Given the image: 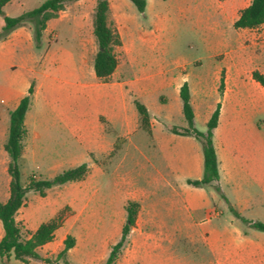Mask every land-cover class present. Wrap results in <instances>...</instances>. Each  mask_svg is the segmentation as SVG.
<instances>
[{"label":"crops","instance_id":"0c3cea01","mask_svg":"<svg viewBox=\"0 0 264 264\" xmlns=\"http://www.w3.org/2000/svg\"><path fill=\"white\" fill-rule=\"evenodd\" d=\"M215 4L226 18L234 13L237 6L232 0H215ZM149 5L150 1L147 0V7ZM238 16L239 14L236 19ZM3 25L4 18H0V30ZM240 29L249 34L251 45H259L264 52V23L255 28ZM32 42L34 43L33 31L25 25L13 30L6 38L0 39V95L3 97L0 103V200L2 202H6L10 197V156L5 144L8 138L11 112L17 108L21 99L28 93L32 83H34V94L32 104L25 117L27 134L23 141V153L20 159L21 181L24 172L28 178L32 174L38 178H51L65 169L82 163L86 162L89 165L91 155L98 157L97 153L100 152L101 156H104L115 150L116 135L114 138L109 137L108 132L110 131L105 127V122L95 115L91 117L90 109L94 114L102 113L111 125L116 116L123 115L122 109L127 106L129 92L138 89L137 92L143 93L152 87L176 84L180 95L181 86L188 79L195 117L198 115L197 109L204 110L208 122L220 104L221 113L219 123L214 129L213 139L219 160L221 190L241 215L253 221H260L246 216L244 211L249 207L264 205V117H262L264 115V86L253 77L255 69L248 71L240 69L241 62L244 61L242 57L230 56L223 60L220 70L214 74L211 82L206 76L191 80L187 72L183 73L178 81H174L168 77L166 72H162L150 75L145 80L126 81L122 82V85L104 88L94 97L90 108L89 104L76 106L77 101L76 103L72 102L75 98L82 99L83 94H79V92L61 93L62 87L64 88L61 75H66L65 72L48 68L43 73L37 70L35 74L26 75L19 70V67L22 66L26 68L28 61L33 58L31 56L29 59L24 52L20 54L24 44L29 43L32 46ZM262 57L264 58V53ZM39 59L40 57L38 62ZM258 70L264 73V68ZM222 78L224 79L223 92L220 91ZM199 92L202 94V102H205L204 107H199L196 103V96ZM211 95H216V97H210ZM217 95L223 97L219 99ZM129 99L135 103V100ZM148 110L151 117V130H147L150 133L149 146L162 154L168 167L177 170L184 168L186 157L194 154L197 161L195 165H190V169L201 174V158L198 153V148H201L199 140L191 135L174 133L171 130L174 125H164L160 120L152 117L149 107ZM138 121L137 115L135 119L129 115L125 117L124 131L118 133L127 138L126 144L131 142L132 133L140 128ZM157 124L160 127H157ZM75 159H79L77 164H74ZM89 167V173L82 180L48 188L44 196L37 192L34 200L26 197L25 203L17 213V220L23 221L27 230L34 232L42 222L51 219L61 211L63 206L75 205L73 201H59L60 197L58 196L63 195L64 192L78 196L81 190L89 187L92 184L90 176L93 170L92 166L89 165ZM99 170L102 171L101 168ZM159 173L161 177L164 176L161 171ZM28 178L26 182H23L24 184L27 183ZM166 184L172 185L170 181H167ZM199 188L201 191L190 189L180 193L177 192L176 187H173L177 192L175 194L178 197L177 206L182 212L186 210L190 212L193 207H199L202 204L201 198L207 196V191L205 187ZM210 188L214 189L212 186ZM71 189H77V193ZM126 193V202L137 200L141 204L135 229L142 232V226L145 225L147 227L146 237L161 239L163 242L164 238L169 239L171 235L177 236L184 231L187 224L185 221L179 222L171 231L165 227L161 206L166 202V198L159 196L155 190H146L136 184ZM222 198L226 202L228 210L231 211L229 203L223 196ZM78 202L80 203V201ZM87 203L88 201H82V207ZM223 213V208L218 206L215 217L220 219V224H212L210 220L208 226L201 233L213 256L209 264H264V233L253 231V229H258L243 222L235 213L226 216ZM45 214L48 215V218L39 220V217ZM37 220L41 222H38L34 227L30 226L29 223ZM119 223L118 236L104 241L99 247L95 245L90 233L85 240V246L80 247L81 238L76 235V245L69 249L67 261L70 264H105L111 246L121 236L123 219ZM73 226V222L65 219L56 230L54 239L40 246L39 252L43 256L59 253L64 248L67 236L74 234ZM3 235L4 228L0 220V240ZM196 235L197 233H194V236ZM30 236L31 234L27 235V237ZM160 247L162 257L158 262L154 260V255ZM163 250L162 243L156 247L130 246L127 251L123 250L115 264H170L168 256H164ZM143 259H147V262L143 263ZM0 264L53 263L36 260L22 262L18 259L13 261L11 257L6 260L0 257Z\"/></svg>","mask_w":264,"mask_h":264},{"label":"rangeland","instance_id":"374dc122","mask_svg":"<svg viewBox=\"0 0 264 264\" xmlns=\"http://www.w3.org/2000/svg\"><path fill=\"white\" fill-rule=\"evenodd\" d=\"M43 1L12 0L4 10L10 16H17L38 7ZM109 1V23L118 30L122 38V45L116 47L119 64L111 79L105 81L98 78L94 70V58L98 50L94 34L97 0L67 2L64 9L47 22L41 48L36 46L35 41L32 42V46L29 43L24 44L20 54L24 52L29 59L31 56L33 58L28 61L26 68L22 66L19 70L26 75L35 74L37 70L43 73L48 68L65 72L66 75H61L64 82L61 93L79 92L84 95L81 96L83 98H75L72 102L77 101L76 106L89 104L91 108L94 97L102 89L122 85V82L126 81L145 80L146 77L157 73L166 72L170 79L178 81L183 73L187 72L191 80L206 76L211 82L214 74L220 70L222 61L230 56L242 57L244 61L241 62L240 69L245 71L264 68L263 48L251 45L249 34L233 26L237 14L251 0H232L237 6L228 18L218 9L215 0H148L150 5L145 13L140 12L131 0ZM0 18L3 19V16ZM25 26L33 31L31 23ZM137 91L138 89L127 92L129 98L133 101L138 99L146 104L153 118H157L164 125L187 124L176 84L152 87L143 93ZM217 97L221 99L223 96ZM2 98L0 95V103ZM129 98L127 106L122 109L123 115L116 116L111 125L102 113L94 114L90 109L91 117L95 115L105 122V127L110 131L109 137L114 138L116 135L115 150L104 156L98 152V157L94 155L89 157L91 160L89 165L93 169L90 176L92 184L81 190L78 196L69 192L58 196L59 201L75 202L73 206L62 207L65 209V219L74 223L73 235L80 236V247L85 246L89 233L95 245L99 247L104 241L118 236L120 220L123 219L124 223L126 221V210L123 206L127 199L126 192L138 184L146 190H155L159 196L166 198V202L161 206L166 228L171 231L183 221L191 226L186 224L183 232L177 236L171 235L169 239L164 238L163 242L161 239L146 237L145 225L142 226V232L134 226L124 250L127 251L130 246L156 247L162 243L164 256H168L170 264H209L213 256L201 233L210 220L212 224H220V219L215 217L218 206L223 208L224 216L234 215V212L228 210L221 193L210 186H205L207 196L201 198L202 204L193 207L190 212L187 210L182 212L179 209L176 203L178 197L175 195L177 192L182 193L190 189L201 191L198 186L189 184L188 179H198L202 176L204 167L202 145L198 148L201 174L190 169V165H195L197 161L194 154L186 157L184 168L177 170L168 167L162 154L149 146L150 133L140 125L136 104ZM196 99L199 107L205 106L200 92ZM197 111L196 127L205 131L206 112L201 109ZM127 115L134 119L137 115L140 126L132 133L129 144H126L127 138L118 133L124 131L123 124ZM157 127L160 125L157 124ZM199 143L201 144L200 141ZM78 160L75 159L74 164H77ZM160 171L164 174L163 177L160 176ZM27 178L24 172L22 182H26ZM167 181L172 185H167ZM173 187H176L177 192ZM76 190L71 189L74 193H77ZM36 193L30 191L27 197L34 200ZM82 201H88L86 206L82 207ZM244 214L264 222V205L249 207ZM47 216L41 215L39 220H46ZM19 222L27 230L25 223L21 220ZM38 222L41 221L29 224L34 227ZM253 231L264 233L255 229ZM194 233L197 235L194 236ZM161 257L160 247L156 250L154 260L160 262ZM11 259L16 261L14 256H11ZM146 262L147 259H143V263Z\"/></svg>","mask_w":264,"mask_h":264},{"label":"trees","instance_id":"16d2710c","mask_svg":"<svg viewBox=\"0 0 264 264\" xmlns=\"http://www.w3.org/2000/svg\"><path fill=\"white\" fill-rule=\"evenodd\" d=\"M11 0H0V15L4 18V25L0 30V39L6 38L13 30L24 26L27 23L33 25V39L38 48L43 44V34L47 22L56 17L64 9L67 2L76 0H44L38 7L25 11L17 16H10L5 13L4 6ZM139 9L145 13L147 0H131ZM110 10L109 0H97L94 14V34L98 43V50L94 58V70L98 78L108 81L116 71L119 58L116 47L122 45V38L118 30L108 20ZM264 23V0H251L249 5L244 7L233 26L240 28H255ZM253 77L264 86V73L258 69L253 71ZM224 79L222 78L220 91L223 92ZM34 94V83L28 93L21 99L19 105L11 112L8 138L5 148L10 156L9 173L11 175L10 197L6 202L0 200V220L3 224L4 235L0 240V257L9 259L14 256L22 262L31 260L53 263L70 264L67 261L69 249L76 245V237L69 234L65 239L64 248L52 256H43L39 247L52 241L56 230L63 224L66 214L65 209L59 211L51 219L42 222L36 231L25 230L21 222L16 218L19 209L25 203L27 194L30 191L38 192L44 196L46 190L56 185L65 184L71 181L84 179L90 171L88 163L68 168L51 178H38L30 175L26 184L21 181L20 159L23 153V141L27 134L25 117L32 104ZM180 96L183 102V115L187 121L186 126L174 125L171 130L181 135L194 136L201 142L204 155L203 176L200 179H188V183L198 187L212 186L226 199L233 211L243 222L251 227L264 231L263 221H253L241 215L229 202L219 185L220 170L216 147L214 144V129L217 127L220 118V104L212 113L207 122V129L201 131L196 127L195 111L191 101V91L188 81H185L180 89ZM140 116V125L150 131L151 117L146 104L138 99L135 100ZM126 221L122 227L120 239L111 246L109 257L105 264H115L122 254L129 234L136 225L141 204L137 200H128L125 204ZM26 234H31L27 237Z\"/></svg>","mask_w":264,"mask_h":264}]
</instances>
